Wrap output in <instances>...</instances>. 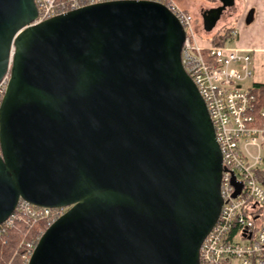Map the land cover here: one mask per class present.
Instances as JSON below:
<instances>
[{
  "label": "water",
  "instance_id": "water-1",
  "mask_svg": "<svg viewBox=\"0 0 264 264\" xmlns=\"http://www.w3.org/2000/svg\"><path fill=\"white\" fill-rule=\"evenodd\" d=\"M222 2L212 24L236 12ZM35 16L33 0H0V222L19 200L66 208L28 264H199L221 155L182 26L154 1Z\"/></svg>",
  "mask_w": 264,
  "mask_h": 264
},
{
  "label": "built area",
  "instance_id": "built-area-1",
  "mask_svg": "<svg viewBox=\"0 0 264 264\" xmlns=\"http://www.w3.org/2000/svg\"><path fill=\"white\" fill-rule=\"evenodd\" d=\"M109 1L120 0H33L36 16L32 24ZM135 1L163 4L182 26L185 36L181 65L203 100L221 155L222 203L216 222L199 246L198 263L264 264V127L256 125L258 96L251 88L250 54L225 45L200 46L191 16L173 0ZM235 36L232 31L230 40ZM8 83L9 68L0 78V105ZM260 117H264L263 112ZM62 212V208L40 207L19 200L12 213L0 222V264H14L15 257L18 264H28L35 247L21 239L13 256L3 260L2 247L8 245L16 223L32 227Z\"/></svg>",
  "mask_w": 264,
  "mask_h": 264
},
{
  "label": "trees",
  "instance_id": "trees-1",
  "mask_svg": "<svg viewBox=\"0 0 264 264\" xmlns=\"http://www.w3.org/2000/svg\"><path fill=\"white\" fill-rule=\"evenodd\" d=\"M232 31H234V29L231 25H224L223 27H221V29H218L211 36L205 39V41H208L205 47L224 46L230 40ZM203 54L205 55V53ZM251 88L257 93L258 96L257 115L255 116L256 125L264 127V117H260V112L264 113V81L262 83L252 82ZM54 220L55 218H52L49 221H39L32 227H29L23 224L22 222L16 223V225L9 234L8 245L2 247L3 260L7 261L8 257L13 256L15 247L17 246L16 243L21 239H27L28 241L32 242L33 245H36L42 233L47 229L48 222L52 223ZM13 262L14 264H18V258L15 257Z\"/></svg>",
  "mask_w": 264,
  "mask_h": 264
},
{
  "label": "crops",
  "instance_id": "crops-1",
  "mask_svg": "<svg viewBox=\"0 0 264 264\" xmlns=\"http://www.w3.org/2000/svg\"><path fill=\"white\" fill-rule=\"evenodd\" d=\"M236 2L238 14L227 20L236 32L235 38L232 39L234 47L249 54L252 51L264 53V0H236Z\"/></svg>",
  "mask_w": 264,
  "mask_h": 264
},
{
  "label": "rangeland",
  "instance_id": "rangeland-1",
  "mask_svg": "<svg viewBox=\"0 0 264 264\" xmlns=\"http://www.w3.org/2000/svg\"><path fill=\"white\" fill-rule=\"evenodd\" d=\"M173 1L181 10L187 11V13L191 17H194V19L196 20L195 22L196 24L195 26L193 25V28L196 32V39L197 42L200 44V46H205L208 43V41H205V39L208 36H211L218 29H221V27L228 24L227 18L223 16L212 31H210L207 34H203L200 12L204 8L209 7L211 1L208 0H173ZM238 11L239 9L236 8V12L233 15L236 16L238 14ZM230 17L231 16H229L228 19ZM232 41L233 40L228 41L225 44V47H234V43H232ZM250 58H251V70H252V78L250 82L262 83L264 81V53H262V51H252V53L250 54Z\"/></svg>",
  "mask_w": 264,
  "mask_h": 264
},
{
  "label": "flooded vegetation",
  "instance_id": "flooded-vegetation-1",
  "mask_svg": "<svg viewBox=\"0 0 264 264\" xmlns=\"http://www.w3.org/2000/svg\"><path fill=\"white\" fill-rule=\"evenodd\" d=\"M211 1L210 2V6L207 8H204L201 12H200V17H201V26H202V31L203 34H207L210 31H212L214 29V27L216 26V24L221 20V18L224 16L227 18L228 20V13L232 8H228V6H225L224 11L225 12H221L219 14H215V16H217L215 22L212 24V22H210L211 20L209 19H205V16L207 15L208 11H210L211 9H219L220 7L224 6L222 0H208ZM214 1V2H213ZM233 1V5L235 7V9L237 8V2L236 0H231ZM184 11V10H183ZM186 12V11H184ZM187 13V12H186ZM193 25L195 26V22L196 20L194 19V17H191Z\"/></svg>",
  "mask_w": 264,
  "mask_h": 264
}]
</instances>
